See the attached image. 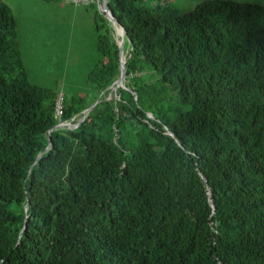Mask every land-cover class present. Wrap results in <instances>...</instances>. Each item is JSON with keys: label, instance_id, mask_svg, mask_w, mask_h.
<instances>
[{"label": "trees", "instance_id": "1", "mask_svg": "<svg viewBox=\"0 0 264 264\" xmlns=\"http://www.w3.org/2000/svg\"><path fill=\"white\" fill-rule=\"evenodd\" d=\"M170 3L108 0L124 75L159 74L149 92L111 88L120 38L96 8L103 95L61 128L98 97L32 83L0 0V264H264V5Z\"/></svg>", "mask_w": 264, "mask_h": 264}, {"label": "rangeland", "instance_id": "2", "mask_svg": "<svg viewBox=\"0 0 264 264\" xmlns=\"http://www.w3.org/2000/svg\"><path fill=\"white\" fill-rule=\"evenodd\" d=\"M2 1L14 13L18 44L30 81L38 86L54 89L65 98H83L85 102L90 103L92 98L97 96L88 109L98 104L103 93H98L89 80L96 64L100 59L104 60L97 48L96 8L102 13L98 4L75 5L66 0ZM202 1L204 0H175L170 4L176 13L184 14L192 11ZM233 1L264 5V0ZM141 3L146 6L153 4L151 0H141ZM127 50L128 45L124 51ZM111 62L110 59L109 63ZM140 70L134 73V76L139 78L131 79L133 75L124 76L118 86L125 88L129 83L130 88L134 89L138 84L147 89V92L151 91L148 89L159 87V74L152 67L143 64ZM118 79L119 75L116 81ZM111 88L115 90L118 88L117 84H113ZM140 94L144 101L142 90ZM133 105L137 103L133 102ZM82 114L75 118L73 124L68 123L67 127L74 128L83 117ZM86 115L87 113L84 116ZM148 116L151 117V114ZM134 121L127 116L117 119L119 124L116 132L126 146L137 143L140 128Z\"/></svg>", "mask_w": 264, "mask_h": 264}, {"label": "water", "instance_id": "3", "mask_svg": "<svg viewBox=\"0 0 264 264\" xmlns=\"http://www.w3.org/2000/svg\"><path fill=\"white\" fill-rule=\"evenodd\" d=\"M102 4L104 6V9L108 12L109 14V20L111 21V23L113 24L115 30H116V33L119 34V59H120V74H119V79L117 81H115L113 84H117L118 86V83L121 82V80L124 78V67H125V62L123 60V54H124V40H125V35H124V30H121L119 27H118V24L112 14V12L110 11L109 7H108V0H102ZM94 107V105H93ZM92 107V108H93ZM90 109H87L84 111V114H83V117L80 119V121L78 123H80L84 118H85V113H87ZM69 124L68 123H65V124H62V123H59L57 126L58 127H61V126H68ZM50 146V143L48 144L47 148H49Z\"/></svg>", "mask_w": 264, "mask_h": 264}, {"label": "built area", "instance_id": "4", "mask_svg": "<svg viewBox=\"0 0 264 264\" xmlns=\"http://www.w3.org/2000/svg\"><path fill=\"white\" fill-rule=\"evenodd\" d=\"M66 1H69L71 3H74V4H79V3H82V4H85V5H88L90 3H93V2H98L99 6H100V9L103 10V8L101 7L100 5V1L99 0H66ZM155 2L157 3H160V4H166L168 2H173L174 0H154ZM62 112H63V105H62V99L61 97L57 100V104H56V116L58 117V119L60 120V117L62 115Z\"/></svg>", "mask_w": 264, "mask_h": 264}, {"label": "bare ground", "instance_id": "5", "mask_svg": "<svg viewBox=\"0 0 264 264\" xmlns=\"http://www.w3.org/2000/svg\"><path fill=\"white\" fill-rule=\"evenodd\" d=\"M100 1V0H99ZM69 2V1H68ZM96 2V1H95ZM95 2H93V3H95ZM71 3V2H70ZM98 3V2H97ZM72 4H74V3H72ZM79 4H82V3H79ZM79 4H75V5H79ZM90 4H92V3H90ZM90 4H88V5H90ZM82 5H85V4H82ZM101 7L103 8V10H101V11H103L104 13H105V15H106V18L109 20V14H108V12L104 9V6H103V4H102V1H101ZM100 7V6H99ZM110 21V20H109ZM111 22V21H110ZM118 24V23H117ZM118 34V33H117ZM118 36H119V34H118ZM123 58V57H122ZM124 60V59H123ZM112 85V84H111ZM122 85V84H121ZM119 87V86H118ZM118 89V88H117ZM93 107V106H92ZM95 107V106H94ZM88 109V108H87ZM88 113V112H87ZM80 114V113H79ZM83 115V114H82ZM86 118V117H85ZM84 120V119H83ZM82 122V121H81ZM62 123V122H61ZM63 124V123H62ZM75 126V125H74ZM62 128V127H61ZM57 129V128H56ZM52 132V131H51ZM209 263V262H208Z\"/></svg>", "mask_w": 264, "mask_h": 264}, {"label": "crops", "instance_id": "6", "mask_svg": "<svg viewBox=\"0 0 264 264\" xmlns=\"http://www.w3.org/2000/svg\"><path fill=\"white\" fill-rule=\"evenodd\" d=\"M101 1H102V0H101ZM151 2H152V3H155L154 0H152ZM95 3H97V2H95ZM97 4H98V3H97ZM98 6H99V4H98ZM99 9H100V7H99Z\"/></svg>", "mask_w": 264, "mask_h": 264}]
</instances>
